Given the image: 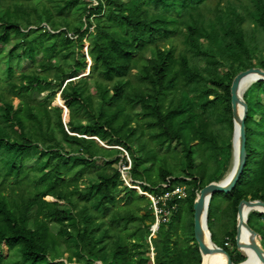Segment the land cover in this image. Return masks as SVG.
Instances as JSON below:
<instances>
[{
  "label": "trees",
  "instance_id": "1",
  "mask_svg": "<svg viewBox=\"0 0 264 264\" xmlns=\"http://www.w3.org/2000/svg\"><path fill=\"white\" fill-rule=\"evenodd\" d=\"M93 1L0 0V45L12 46L0 54V251L6 244L11 253L0 264H204L194 204L234 155L235 78L264 70V0ZM86 43L93 66L84 79ZM56 87L62 107L34 98ZM262 96L264 82L245 94L247 163L236 189L214 195L209 209L217 244L215 224L228 214L215 202L222 195L229 203L232 222L217 245L235 264L247 260L236 245L239 205L264 201ZM96 140L128 152L132 185L144 192L160 197L169 182L170 191L187 187L185 198L168 202L172 216L155 238L152 201L126 186L118 168L128 159ZM33 158L38 164L27 166ZM87 174L98 182L82 185ZM248 224L264 248V214L251 213ZM62 248L67 262H58Z\"/></svg>",
  "mask_w": 264,
  "mask_h": 264
},
{
  "label": "water",
  "instance_id": "2",
  "mask_svg": "<svg viewBox=\"0 0 264 264\" xmlns=\"http://www.w3.org/2000/svg\"><path fill=\"white\" fill-rule=\"evenodd\" d=\"M264 82V70L261 68H252L241 72L234 80L231 88L232 109L234 117V138L233 146L234 153L236 151L235 141L238 138V162L233 170V174L225 182H212L206 186L198 195L194 204V224H195V239L199 245L200 252L205 258L214 257L220 253L224 254L227 259V264H235L229 253L214 243L212 234L209 229V209L211 200L214 195L232 193L244 172L248 153H247V130L246 122L248 118V106L245 102L243 85L245 81ZM248 90L245 91V94ZM99 141V140H98ZM101 142V141H100ZM102 143V142H101ZM235 155V154H234ZM253 212L264 214V201L262 200H243L239 205V213L237 218V236L236 245L240 253L247 258L241 264H247L251 259H255L261 264H264V250L258 240V234L249 226V216ZM247 228L254 237V244L245 241L243 230Z\"/></svg>",
  "mask_w": 264,
  "mask_h": 264
},
{
  "label": "rangeland",
  "instance_id": "3",
  "mask_svg": "<svg viewBox=\"0 0 264 264\" xmlns=\"http://www.w3.org/2000/svg\"><path fill=\"white\" fill-rule=\"evenodd\" d=\"M86 3H93L94 1L93 0H84ZM124 1H126L127 2V0H124ZM43 27H45V28H47V29H49V27L46 25V24H44L43 25ZM87 45H86V50H85V52H86V57H87V65H88V70L86 71V72H84L83 74H81L80 76H79V78H87V76H85V73H88V72H90V68L93 66V62H92V60H91V58H89V56L87 55V48H88V43H86ZM12 49V46H10V45H0V54H8L9 52H10V50ZM24 47L22 46L21 47V49H20V53H23L24 52ZM54 63L55 64H57V65H60V63H59V61L58 60H55L54 61ZM203 67L205 66V64L204 63H202L201 64ZM33 67V65L31 64V63H29V62H25V70H29L30 68H32ZM90 89H91V92H92V94L95 96V97H99V94L97 93V91H96V89H95V86H94V84H93V82H90ZM53 92H56V97H55V99H54V95H53ZM53 92H51V91H47V92H45V93H43V94H41V95H39V94H35L34 95V98L38 101V102H47V101H52V100H54L53 101V103H52V107L53 108H56V107H62V105H61V100H60V96L62 95L61 94V92H62V89H60L59 87H56L55 89H54V91ZM261 100L264 102V97L262 96L261 97ZM20 104V101L19 100H16L15 101V105L16 106H18ZM63 110V109H62ZM65 108H64V115H63V121H64V124L67 126L68 125V123H69V120H70V117H69V111H68V118H67V114H65L66 112H65ZM138 112H140V108H137V110L135 111V113H138ZM67 118V119H66ZM259 118V117H258ZM68 127V126H67ZM66 127V128H67ZM224 127H225V129L226 130H224V134H225V131L226 132H228V131H230V130H227V129H230V121H227L225 124H224ZM67 130H69L68 128H67ZM57 136V138H59V136L58 135H56ZM96 139V138H95ZM97 142H99L98 140H96ZM103 147H105V148H108V149H110V150H112V149H118V150H120L122 153H123V155L121 154V155H117V157H115V159H117V158H122V159H124L125 157L128 159V161H129V164L128 165H126V164H124L123 163V161H121L119 164H118V168H120V170H122V171H124V175L126 176V178H127V181L129 182V183H131V185L133 184L132 182H131V180H132V178H131V174H130V171H125V168H128V169H130L131 170V156H129V154H128V152L124 149V148H122V147H116V146H109V145H107V144H105V143H101V142H99ZM131 148H132V150H133V152H134V154L138 157V158H140L141 156H142V153L140 152V150H139V147H138V145L137 144H133V145H131ZM174 148L176 149V150H179L180 152H182L183 151V148L179 145V144H177V143H174ZM67 149L69 150V147H67ZM158 152L161 154V155H163V154H166V149L165 148H159L158 149ZM104 161L103 160H101V159H99V161H98V167H101L104 163H103ZM38 164V161H37V159L36 158H33V159H31V160H29L28 161V163H27V166H29V167H34V166H36ZM200 165V160L199 159H197L196 160V166H199ZM234 165H235V156L233 155V158H232V161H231V163H230V166H229V168H228V171L225 173H223V178H222V180L221 181H223L226 177H227V175L233 170V168H234ZM124 178V177H123ZM214 180H216V178H213ZM220 181V182H221ZM9 184H11V180H9ZM96 183V182H98L97 181V177H96V175L95 174H87L86 175V177L84 178V181L83 182H81V184L83 185L84 183ZM125 182V181H124ZM12 183H14V182H12ZM0 184H2V180L0 181ZM8 184V183H7ZM125 185L126 186H128L127 185V183L125 182ZM140 185V184H139ZM133 186V185H132ZM132 189H134V188H132ZM134 190H136V189H134ZM137 191V190H136ZM141 196H145V197H147L148 199H149V197L148 196H146V195H142L139 191H137ZM143 193H145L144 191H143ZM46 200L48 201V202H57V200H55V199H53V198H51V197H47L46 198ZM151 200V199H150ZM60 208L61 209H64V210H67V211H70V209L67 207V205L65 204V202H60ZM215 211L218 213V212H220V213H224V212H226V214H228L227 216H224L223 218H221V219H219L218 220V222L215 224V229H214V231H215V242L218 244V245H220V246H222L223 245V242H224V240H225V234H226V232H227V230H226V228H225V226L226 225H230L231 224V222H232V217H231V215H230V206H229V203H226L225 202V199H223V196L222 195H219L218 197H217V199H216V202H215ZM35 212H36V210L35 209H33L32 210V212L30 213V215H29V217H30V219H32L33 217H34V215H35ZM157 225V220H156V223L154 224V226H156ZM264 225V224H263ZM31 226H33V222H31ZM52 231L55 233V234H58L59 232H60V227L59 226H57V225H55V224H53L52 226ZM154 228V227H153ZM232 230V226H231V228L229 229V231H231ZM154 238H155V236H154ZM150 242V244L152 245V243H151V241H149ZM229 243L226 245L227 246V248H229V250H231V251H233V249H234V247H233V244L230 242V241H228ZM262 249L264 250V248L262 247ZM62 250H63V253H64V259H61L60 261H58V262H67V257H68V255L66 254V249L65 248H62ZM152 251H153V248H152ZM0 255H2V256H4L6 259L7 258H9L10 257V255H11V253H10V250H9V248H8V246L6 245V244H4L3 245V247H2V249H1V251H0ZM151 258H152V260L154 261V255L153 254H151ZM211 262H212V264H224L222 261H220L219 259H216V258H213L212 260H211ZM97 264H101V263H97ZM205 264H207V261H206V259H205Z\"/></svg>",
  "mask_w": 264,
  "mask_h": 264
},
{
  "label": "built area",
  "instance_id": "4",
  "mask_svg": "<svg viewBox=\"0 0 264 264\" xmlns=\"http://www.w3.org/2000/svg\"><path fill=\"white\" fill-rule=\"evenodd\" d=\"M125 171H130V169L125 168ZM122 178L127 183L128 187L134 188L139 191L142 195H146L151 199L153 203V208L155 211V216L157 220V225L153 228V236L159 231L160 225L162 223H167L170 220V217L173 213V208L168 207V202L172 201L175 197L185 198L187 196V187L186 186H178L173 191H170L171 184L163 185V188L167 190L162 196H155L150 193H143V190L140 186H132L131 183L127 181L126 176L124 175V171L121 170ZM133 183V180H131Z\"/></svg>",
  "mask_w": 264,
  "mask_h": 264
},
{
  "label": "bare ground",
  "instance_id": "5",
  "mask_svg": "<svg viewBox=\"0 0 264 264\" xmlns=\"http://www.w3.org/2000/svg\"><path fill=\"white\" fill-rule=\"evenodd\" d=\"M255 84V81H252L251 79L245 81L244 85H243V92H244V95H245V91L246 90H249L253 85ZM235 146H236V151H235V165H234V168L238 162V138L236 137V141H235ZM233 168V170H234ZM233 170L227 175V177L223 180V182H225L228 178L231 177V175L233 174ZM243 235H244V238H245V241L250 243V244H254V237L253 235L251 234V232L245 228L243 230ZM260 241V240H259ZM263 250V249H262ZM213 258H216V259H219L220 261H222L224 264H227V259L225 257L224 254L220 253L214 257H210V258H205L206 261H207V264H212L211 260ZM204 264H205V261H204ZM247 264H261L259 263L258 261H256L255 259H251Z\"/></svg>",
  "mask_w": 264,
  "mask_h": 264
}]
</instances>
